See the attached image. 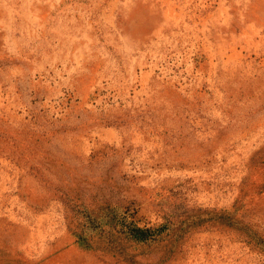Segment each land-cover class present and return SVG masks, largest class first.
<instances>
[{"label":"rangeland","instance_id":"obj_1","mask_svg":"<svg viewBox=\"0 0 264 264\" xmlns=\"http://www.w3.org/2000/svg\"><path fill=\"white\" fill-rule=\"evenodd\" d=\"M0 264H264V0H0Z\"/></svg>","mask_w":264,"mask_h":264},{"label":"trees","instance_id":"obj_2","mask_svg":"<svg viewBox=\"0 0 264 264\" xmlns=\"http://www.w3.org/2000/svg\"><path fill=\"white\" fill-rule=\"evenodd\" d=\"M138 231H142V230H139V228H137V227H132L131 228V235L133 236V237H135V238H139V236L137 235V232Z\"/></svg>","mask_w":264,"mask_h":264}]
</instances>
